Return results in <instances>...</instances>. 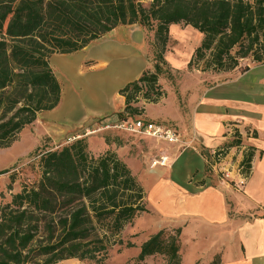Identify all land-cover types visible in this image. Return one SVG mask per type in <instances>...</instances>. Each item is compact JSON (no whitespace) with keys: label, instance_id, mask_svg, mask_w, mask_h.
<instances>
[{"label":"trees","instance_id":"obj_1","mask_svg":"<svg viewBox=\"0 0 264 264\" xmlns=\"http://www.w3.org/2000/svg\"><path fill=\"white\" fill-rule=\"evenodd\" d=\"M143 1L0 0V148H8L38 113L58 105L60 84L49 56L81 50L120 25L155 22L152 70L118 92L122 111L131 116L138 114L133 104L140 99L155 103L164 95L158 76L165 72L170 24L190 25L201 34L188 69L217 74L243 59L264 64V0H150L147 7ZM251 158L249 151L242 161L248 173ZM38 162L37 185L23 186L0 206V264L102 262L112 245H123L127 224L147 211L143 187L111 150L91 155L76 138L44 151ZM179 249V229L166 234L162 228L143 241L135 261L161 254L166 264H180Z\"/></svg>","mask_w":264,"mask_h":264},{"label":"crops","instance_id":"obj_2","mask_svg":"<svg viewBox=\"0 0 264 264\" xmlns=\"http://www.w3.org/2000/svg\"><path fill=\"white\" fill-rule=\"evenodd\" d=\"M128 26L110 30L81 50L49 56L48 64L60 84V100L39 114L47 130L58 134L94 121L91 127L96 128L86 131L88 142L94 144L93 134L121 120L124 96L119 90L153 66L145 34ZM198 43L185 53L177 50L175 58L174 51H166L164 61L181 75L167 79L160 74L164 95L155 103L137 102L145 119L175 126L182 143L149 138L156 148L149 166L137 167L119 149L114 151L137 180L138 175L145 179L143 184L138 182L153 208L146 207L144 213L151 214V223L158 226L154 230L164 222L180 230V264L214 260L217 264H264V64L243 59L231 71L209 74L205 85L204 79L185 70ZM245 66L248 69L241 71ZM215 75L223 79L216 82ZM236 130L241 152L231 144L230 133ZM189 142L197 148L180 149ZM221 147L229 148L228 157L235 156L236 162L251 152L249 175L241 189L210 173L203 156ZM159 156H166V163L151 168Z\"/></svg>","mask_w":264,"mask_h":264},{"label":"rangeland","instance_id":"obj_3","mask_svg":"<svg viewBox=\"0 0 264 264\" xmlns=\"http://www.w3.org/2000/svg\"><path fill=\"white\" fill-rule=\"evenodd\" d=\"M149 2L150 0L143 1V6L147 7ZM128 27L135 30H141V32L145 34L150 46L151 57L153 58L156 53L155 47L153 46L155 22L153 21L151 27H144L138 23L131 24ZM168 30L169 38L165 52L169 50L174 51L173 58L176 57L177 50L185 53L191 46H195L194 43L196 44L199 42L200 33L190 25H183L181 23L170 24ZM163 69L165 72L162 73V75L167 79L179 77V75H181L180 72H182L180 70L172 72L166 63L163 64ZM185 70L197 74L201 81L204 79L205 85L207 83V76L211 74V72H200L197 68L188 69L186 67ZM217 74L220 75V72ZM219 75H215L216 82L223 79V77ZM141 95L142 94L139 93L138 97ZM133 105L138 108V114L134 116H138L139 114L142 115V108L138 106L137 103ZM39 114L40 113H38L34 122L28 124L18 133L16 139L8 148H0V170L12 168L9 172L0 174V206L10 203L13 194L19 192L23 186L29 188L37 185L40 179V167L38 161L40 155L43 154L44 151L59 150L62 146L76 140V138H82L84 140L85 145H87V151L91 155L93 154L97 156L108 150L115 152V149H119L122 156L131 159L137 167L141 164L142 166H145V164H148L149 166V161L156 155L154 152V150H156L153 145L154 142L149 138L135 137L125 131L120 132V130L116 128L108 127L106 130L93 134L94 136L92 137L96 138L94 139L96 140L94 143L96 145H94L88 142L89 136L87 137L88 134L86 132L96 128V126L92 128V125L95 124L94 121L89 125L75 127V129L70 131L63 130L62 132L55 134V131L52 132L47 130L44 120L41 119V115ZM119 114H123L124 117L131 116L130 112L123 111ZM120 118L121 117H119V119ZM74 136L75 139L72 138ZM138 180L143 184L145 179H140L138 175ZM144 206L147 208L150 207L151 211L153 209L149 204V201L147 202L146 194L144 197ZM144 212L136 217L130 224H127L120 235L121 240H123V245H112L108 250L106 259L102 262L77 260L72 258L64 259L55 264H127L128 262L131 264H166L167 258L165 255L161 254L153 257L147 256L143 261H135L138 253V245L145 237L157 232L154 229L158 227L153 226V223H151V214ZM160 224L162 226L160 228H163L166 234H173L177 230V228L170 229L165 222ZM127 242L132 243V246L126 247Z\"/></svg>","mask_w":264,"mask_h":264},{"label":"built area","instance_id":"obj_4","mask_svg":"<svg viewBox=\"0 0 264 264\" xmlns=\"http://www.w3.org/2000/svg\"><path fill=\"white\" fill-rule=\"evenodd\" d=\"M109 127L116 128L122 132L125 131L139 138H151L168 144L179 145L182 143L181 134L175 126L147 120L140 114L139 116L124 117ZM230 134L232 140H238L234 147L238 150V152H241L243 144L239 139L240 135L238 130L232 131ZM189 147H192L194 150L197 148L189 142L188 144H182L180 149H186ZM228 155L229 148L221 147L208 151L203 157L207 159L210 166V173H214L220 182H230L234 189L238 190L242 188V185L247 179L249 173L243 170L241 160L236 162L234 159L235 156L228 157ZM167 159L168 158L166 156H159L157 160L151 162L150 167L154 168L157 164L164 165Z\"/></svg>","mask_w":264,"mask_h":264}]
</instances>
